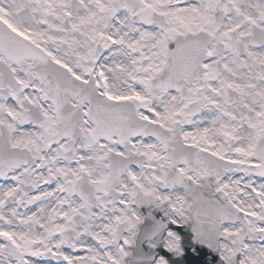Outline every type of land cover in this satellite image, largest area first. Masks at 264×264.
<instances>
[{"label": "snow or ice", "instance_id": "obj_1", "mask_svg": "<svg viewBox=\"0 0 264 264\" xmlns=\"http://www.w3.org/2000/svg\"><path fill=\"white\" fill-rule=\"evenodd\" d=\"M0 264H264V0H0Z\"/></svg>", "mask_w": 264, "mask_h": 264}]
</instances>
